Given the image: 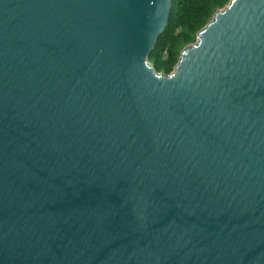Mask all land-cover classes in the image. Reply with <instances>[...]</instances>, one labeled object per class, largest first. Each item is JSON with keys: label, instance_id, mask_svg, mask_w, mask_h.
<instances>
[{"label": "water", "instance_id": "95a60500", "mask_svg": "<svg viewBox=\"0 0 264 264\" xmlns=\"http://www.w3.org/2000/svg\"><path fill=\"white\" fill-rule=\"evenodd\" d=\"M172 1L0 0V264H264V0Z\"/></svg>", "mask_w": 264, "mask_h": 264}, {"label": "trees", "instance_id": "16d2710c", "mask_svg": "<svg viewBox=\"0 0 264 264\" xmlns=\"http://www.w3.org/2000/svg\"><path fill=\"white\" fill-rule=\"evenodd\" d=\"M230 1L173 0L169 23L151 50L149 61L158 70L171 73L185 47L197 40L198 33Z\"/></svg>", "mask_w": 264, "mask_h": 264}, {"label": "built area", "instance_id": "2783aa9c", "mask_svg": "<svg viewBox=\"0 0 264 264\" xmlns=\"http://www.w3.org/2000/svg\"><path fill=\"white\" fill-rule=\"evenodd\" d=\"M167 56V55H166Z\"/></svg>", "mask_w": 264, "mask_h": 264}]
</instances>
